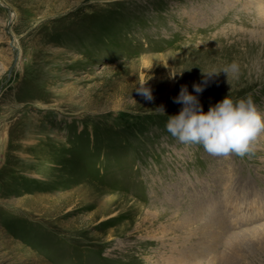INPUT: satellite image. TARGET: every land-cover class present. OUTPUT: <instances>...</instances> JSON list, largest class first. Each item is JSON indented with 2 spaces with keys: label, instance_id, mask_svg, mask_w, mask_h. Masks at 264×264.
I'll return each mask as SVG.
<instances>
[{
  "label": "rangeland",
  "instance_id": "rangeland-1",
  "mask_svg": "<svg viewBox=\"0 0 264 264\" xmlns=\"http://www.w3.org/2000/svg\"><path fill=\"white\" fill-rule=\"evenodd\" d=\"M250 5L0 0V264H264V205L227 226L195 209L228 174L264 196V132L241 157L165 128L182 85L205 111L228 94L264 113V22ZM232 62L238 74L221 72Z\"/></svg>",
  "mask_w": 264,
  "mask_h": 264
},
{
  "label": "clouds",
  "instance_id": "clouds-1",
  "mask_svg": "<svg viewBox=\"0 0 264 264\" xmlns=\"http://www.w3.org/2000/svg\"><path fill=\"white\" fill-rule=\"evenodd\" d=\"M239 71V64L232 62L221 72L229 75ZM202 73L206 77L218 74L214 71ZM193 88L195 93H200L204 85L196 83ZM136 90L146 99L153 98L145 84ZM174 102L182 107L178 113L168 114L167 132L181 143L202 145L210 154L227 156L235 153L241 157L251 154L255 150L254 141L264 132V113L258 110L251 96L233 98L227 94L205 111L198 96L189 92L187 85H182Z\"/></svg>",
  "mask_w": 264,
  "mask_h": 264
},
{
  "label": "bare ground",
  "instance_id": "bare-ground-1",
  "mask_svg": "<svg viewBox=\"0 0 264 264\" xmlns=\"http://www.w3.org/2000/svg\"><path fill=\"white\" fill-rule=\"evenodd\" d=\"M227 1L229 2V0H227ZM249 2H250V4L252 3V6L251 5L250 6L252 8H254L253 11H256L260 15V21L264 22V0H249ZM2 4H4V3H2ZM213 4H214V2L212 3V1H211V2H209L208 5L212 6ZM231 6L233 7L232 4H231ZM216 10H218V8ZM256 34H257V32L254 31L251 34V36H254ZM220 172L221 173H232L233 172V167L229 166L228 169H225V168L221 169L220 168ZM233 173H235V172H233ZM223 178H224L225 181L220 183V184H222V188L223 189H222V191L219 192V194H216V195L212 196L211 194H207L208 191L205 192V193L203 191V192H201V194L204 193L205 197H207V198L205 200H203V201L199 200V201L196 202L195 209H197V206L200 207L201 210L197 209L198 212H199V215L203 214V211H204L205 217L208 216V219L206 221L207 223L210 222L211 219L218 220V223L219 222L220 223L223 222L226 226L228 224H230L231 222H237L238 223L239 222L238 219H239L240 216L237 214V212L234 211L235 209L240 208V211H241V208L244 205L246 206V208H251L254 205H258V207L260 208V205L261 206L264 205V196L261 195L258 190L253 191V193H252L251 190L254 189V188H252L250 186L243 185L242 186V187H244L243 191H246V193L245 192L237 193L235 191V189H234L235 188L234 182L232 181V179H230L231 178V174H228V176L226 178L223 176ZM245 189H247V190H245ZM181 196H182V194L180 195V197ZM207 213H209L210 215H208ZM242 214L244 216L246 215L245 213H242ZM209 216L210 217L212 216V217L210 218ZM250 217H252V216H250ZM190 223H191V219L188 216V217L184 218V220L179 221L178 225H183V224L184 225H188ZM255 229L256 228H252V229H248V230L254 231ZM200 232H202V231L201 230H199V232L196 231V233H200ZM189 234H190V232H189ZM235 235H236L235 233L232 234L230 237H232V236L233 237L229 238L227 240V242H226L228 248H230L232 250L234 248V244H236V242L241 241V239H237ZM190 236L192 237L193 235L190 234ZM242 236H244V235H242ZM253 236H254V234H253ZM237 237H239V236H237ZM244 237L245 238L243 239V242L249 240V236L248 235L244 236ZM232 250H231V252H232ZM198 260H200V262H201V258L200 257H198V256L197 257H192L191 261L189 262V264H199L200 262L196 263ZM171 261H172V259H170L168 261V263H170ZM173 261H176V258H173ZM172 264H174V262Z\"/></svg>",
  "mask_w": 264,
  "mask_h": 264
}]
</instances>
